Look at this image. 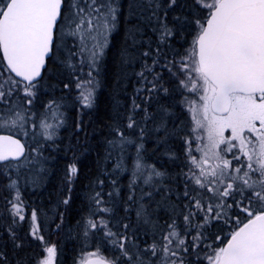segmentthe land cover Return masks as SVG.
Returning a JSON list of instances; mask_svg holds the SVG:
<instances>
[{
  "label": "snow or ice",
  "instance_id": "6c2138e0",
  "mask_svg": "<svg viewBox=\"0 0 264 264\" xmlns=\"http://www.w3.org/2000/svg\"><path fill=\"white\" fill-rule=\"evenodd\" d=\"M69 255L264 264V0H0V264Z\"/></svg>",
  "mask_w": 264,
  "mask_h": 264
},
{
  "label": "trees",
  "instance_id": "16d2710c",
  "mask_svg": "<svg viewBox=\"0 0 264 264\" xmlns=\"http://www.w3.org/2000/svg\"><path fill=\"white\" fill-rule=\"evenodd\" d=\"M113 36H114V39L112 40V45H111V48L109 50L108 56L106 58V68H107V70H106V84H107V87L102 88L100 90L101 95L99 96L100 111L102 114L103 113L111 114V105L113 103L112 93L114 91H119V90L114 89V83L116 80V72L118 71L115 53L124 42V26H123V24H121V26L118 30V34L114 33ZM85 119L87 120L88 118L85 117ZM85 163H89V162L85 161ZM91 167L94 169V154H93V160L91 162ZM87 170L88 169H84V171H87ZM85 183H86V181L83 180V172H82L81 180L78 181L77 185H76L77 190L75 193V196H76L75 205H74L72 212H70L69 216H68V221L71 224L75 223L74 217L76 216V212H77V210H79L82 207V189H83V185ZM125 183H126V181H125ZM58 190H59L58 179L50 180V182L47 184L46 189L44 190V193H43V200H44V203L47 207H51L52 205H54V203L56 201V193ZM49 201H51V203ZM44 226H45L46 234H47V224L45 223ZM53 239H56V237H53ZM67 246L69 249H71L72 242H68ZM67 260H68L69 264H71V256L70 255L67 257Z\"/></svg>",
  "mask_w": 264,
  "mask_h": 264
}]
</instances>
